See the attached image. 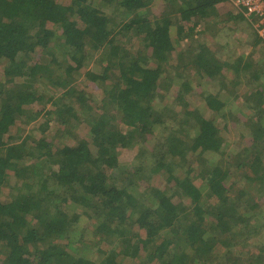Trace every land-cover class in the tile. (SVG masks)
I'll return each instance as SVG.
<instances>
[{
	"label": "trees",
	"instance_id": "1",
	"mask_svg": "<svg viewBox=\"0 0 264 264\" xmlns=\"http://www.w3.org/2000/svg\"><path fill=\"white\" fill-rule=\"evenodd\" d=\"M155 1L0 0V264H239L215 249L247 243L244 263L264 264V203L249 194L264 198V59L223 60L209 46L212 18L246 21L229 0H163L157 15ZM178 62L236 95L203 93ZM168 76L177 109L159 90ZM86 83L104 88L102 103ZM228 99L251 112L246 145L207 167ZM155 174L165 187L139 190Z\"/></svg>",
	"mask_w": 264,
	"mask_h": 264
},
{
	"label": "rangeland",
	"instance_id": "2",
	"mask_svg": "<svg viewBox=\"0 0 264 264\" xmlns=\"http://www.w3.org/2000/svg\"><path fill=\"white\" fill-rule=\"evenodd\" d=\"M225 8H222L221 11L227 12L229 10H231L232 6H223ZM165 8V4L163 3V0H156L155 4L151 7V13L157 15L158 13H160L163 9ZM225 17L223 16H219V17H214L210 20L209 22V28H210V35H208V39H209V46L215 50L217 52V55L220 59L223 60H229V61H236L239 57H241V55H246V56H251L254 59H264V46L261 44H257L256 46H254L253 44V40H252V35L254 34V32L252 31V26L250 24V22L246 19L245 23L244 22H240V23H234V22H227L226 19H224ZM223 20V21H222ZM222 21V22H221ZM221 22V24H220ZM263 44V43H262ZM179 63V71L181 72L182 76L184 77V74H186L185 77L189 78L190 81L192 80V82H196L198 84L202 83L199 85V89H201L203 91V93H213V94H217L219 95L221 98H223L225 100V98L227 97V93L231 94L232 99L234 98V96L236 95V91L233 89V87H229L227 84L223 85V82L221 79H215L213 81H210L208 78L205 79L203 76H201V74H199L189 63V65H187L184 62H178ZM177 63V64H178ZM92 66V64H91ZM1 69H2V65H0ZM95 69H98L99 66L98 64H96V66H94ZM226 71V70H224ZM174 72V70H173ZM199 74V75H198ZM184 77L185 80H187ZM245 80H247L244 77ZM80 80H83V76L76 82L79 83ZM45 81V80H43ZM227 81V80H226ZM164 84V88L161 87L159 88V90H162L163 93L162 95H164V101L166 100V96L167 95V101H172L173 100V95H174V91H176V84L171 82L170 77H166L165 80L162 82ZM90 85L87 86L88 94L89 97L91 96L90 99L94 100V102H96L97 104L102 103V100L105 96L104 94V88L99 85V83H89ZM170 84V86L168 87V85ZM167 86V88L165 87ZM227 86V87H225ZM235 86V85H234ZM80 87H82V85L80 84ZM237 91L240 92L242 90H244V86L238 85L237 86ZM164 89V90H163ZM41 90H45L50 94V90H48L47 88H41ZM235 91V92H233ZM48 94V95H49ZM192 102H195V104H199V96L198 95H193L191 97ZM233 101V100H232ZM172 103H177L178 105H176V107L174 106V108H179L180 104L175 100H173ZM241 103V99L231 102L229 103V99H228V104L226 106V111H225V119L222 118L220 121V126L222 127V136L224 139L223 142V148L220 153H214L209 155L208 159H209V163L206 165L207 167H211L212 164H215V162L219 161L221 158L224 159L225 163L227 161V155H237L239 151H241V149H243V144L246 145V143H243L242 140V135L243 136H248V133H242L241 130H244L245 128V123L247 122V116L246 115H250L251 112H249L248 109H244V107H240L238 106V104ZM37 106V105H36ZM38 107V106H37ZM240 107V108H238ZM49 109H52L53 107L51 106V102L48 105ZM241 109H243V111H241ZM44 113V112H43ZM206 115H209V112L206 113ZM39 117H43L47 119H51L48 116L46 117L45 115L41 114ZM57 117V116H55ZM42 119V118H41ZM51 124L52 126H56L54 127L55 129H60L63 132H67V129L73 128V131L71 133L80 135V136H87L88 137V133H89V127H87L85 124H81V125H76L74 126L73 123H69L68 128H66L65 126L61 125L60 123H58L57 118H53L51 119ZM41 121V120H39ZM53 122V123H52ZM35 123V122H34ZM33 126V125H32ZM31 124L27 125L24 127L23 131V137H25L28 133H30V128H32ZM244 128V129H240V128ZM223 128H225V130H223ZM69 133V132H67ZM138 148H132V149H126L124 150L121 155H120V160L121 163L123 164V166H125L126 168H129L131 166L132 161H134L136 159V155L138 152ZM226 157V158H224ZM232 159L230 158V161ZM194 165L198 167V165L202 166L200 162V160L196 159L194 161ZM224 163V164H225ZM235 165V159H233V163L230 164V168L228 169L230 171V175H232L233 177H237L238 176V172L236 171V169L234 168ZM225 167V165H224ZM226 168V167H225ZM199 172H201V168H198ZM15 179V177H12ZM199 180H196V183L200 185V178H197ZM14 182V181H13ZM240 184H238L239 186H236L238 189L242 190L243 188H245L246 186H250L247 185L248 183L245 182L244 179H240L239 181ZM166 185L165 183V179L163 176H161L160 174H155V176H153V178H150L149 180H143L140 181V183L138 184V186L140 187L139 190H144V188H147L148 186H157V187H161L164 188ZM249 194H253L255 199L260 202V203H264V198L261 197V195L259 194L257 188H253ZM248 194V195H249ZM248 195L245 194V198H243L245 201L248 198ZM188 201V199H186ZM185 200V201H186ZM185 201H183L181 198H177L176 202L178 203H185ZM264 208V207H263ZM264 234V229L262 230L261 235ZM264 235L261 237L263 238ZM258 245V244H257ZM242 246L245 247L244 249H246L247 252H244V254H241L240 251H242ZM251 248V253L255 254V251L257 249L256 245H252L250 246ZM215 251H217L218 256L225 257L226 258H230L232 256L237 257L240 256V263L239 264H243L244 262L248 260H250L249 258V245L244 244V245H235V248L233 250H231L230 252H228L227 248L224 247L223 245L220 247H217V249H215ZM240 254V255H238ZM243 256V257H242ZM252 259V258H251ZM226 261V260H225ZM244 263V264H247Z\"/></svg>",
	"mask_w": 264,
	"mask_h": 264
},
{
	"label": "built area",
	"instance_id": "3",
	"mask_svg": "<svg viewBox=\"0 0 264 264\" xmlns=\"http://www.w3.org/2000/svg\"><path fill=\"white\" fill-rule=\"evenodd\" d=\"M245 18L264 41V0H229Z\"/></svg>",
	"mask_w": 264,
	"mask_h": 264
}]
</instances>
